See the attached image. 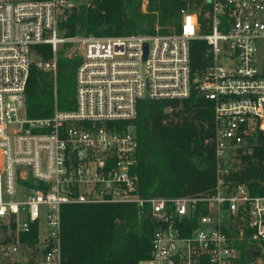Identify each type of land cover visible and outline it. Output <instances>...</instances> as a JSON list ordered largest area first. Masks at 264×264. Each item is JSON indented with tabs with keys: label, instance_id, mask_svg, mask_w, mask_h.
Wrapping results in <instances>:
<instances>
[{
	"label": "built area",
	"instance_id": "2783aa9c",
	"mask_svg": "<svg viewBox=\"0 0 264 264\" xmlns=\"http://www.w3.org/2000/svg\"><path fill=\"white\" fill-rule=\"evenodd\" d=\"M94 1L0 0V264H63L62 207L102 203L151 214V253L139 264H264V195L233 177L264 131V0H202L165 34L65 36L66 12ZM196 40L208 49L194 72ZM67 43L81 46L75 108L28 117L32 64L56 71ZM41 44L52 60L39 58ZM194 90L213 102L216 185L143 196L139 103ZM34 229L36 240L24 239Z\"/></svg>",
	"mask_w": 264,
	"mask_h": 264
},
{
	"label": "trees",
	"instance_id": "16d2710c",
	"mask_svg": "<svg viewBox=\"0 0 264 264\" xmlns=\"http://www.w3.org/2000/svg\"><path fill=\"white\" fill-rule=\"evenodd\" d=\"M95 0L66 12L60 23L65 36L169 33L178 27L181 9L202 0ZM207 45L192 44V66L203 68ZM39 58L50 61V44L37 46ZM79 56L57 59L56 71L32 64L26 88L30 118L50 117L55 108L76 106ZM138 135L139 192L150 196L208 193L216 185L213 102L194 90L183 100L140 101L134 120ZM250 153L241 154L233 173L254 195H264V131L251 139ZM155 229L152 216L132 203L68 204L62 207L63 264H139L149 258ZM33 241L37 231L23 236ZM264 261V245L260 248ZM243 254L252 256L243 250ZM16 264V263H6Z\"/></svg>",
	"mask_w": 264,
	"mask_h": 264
},
{
	"label": "rangeland",
	"instance_id": "374dc122",
	"mask_svg": "<svg viewBox=\"0 0 264 264\" xmlns=\"http://www.w3.org/2000/svg\"><path fill=\"white\" fill-rule=\"evenodd\" d=\"M146 8H147V1L145 0L143 3V10L146 11ZM159 28L160 27H157V33L159 32ZM170 28H171V30H170V32H171L176 27L171 26ZM80 52H81V46L79 44L67 43L65 45L64 44L60 45L58 57H62V56H68V57L79 56L80 57ZM58 57H57V59H58ZM35 59L39 60L37 57Z\"/></svg>",
	"mask_w": 264,
	"mask_h": 264
},
{
	"label": "water",
	"instance_id": "95a60500",
	"mask_svg": "<svg viewBox=\"0 0 264 264\" xmlns=\"http://www.w3.org/2000/svg\"><path fill=\"white\" fill-rule=\"evenodd\" d=\"M252 254L255 255V256H259L260 255V252L258 250H255V251H252Z\"/></svg>",
	"mask_w": 264,
	"mask_h": 264
}]
</instances>
